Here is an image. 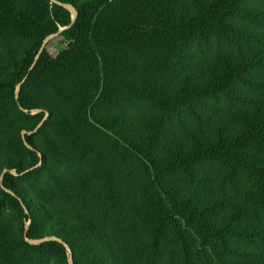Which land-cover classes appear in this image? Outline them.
<instances>
[{
  "label": "trees",
  "instance_id": "trees-1",
  "mask_svg": "<svg viewBox=\"0 0 264 264\" xmlns=\"http://www.w3.org/2000/svg\"><path fill=\"white\" fill-rule=\"evenodd\" d=\"M7 3L17 35L34 41L13 76L14 106L19 86L23 109L49 104L37 133L56 132L61 144L50 151L58 164L83 166L89 187L87 197L20 195L16 177L42 174L50 158L17 129L30 173L2 155L0 171L2 203L31 222L23 243L45 240L38 253L65 264H264V0ZM70 9L76 22L36 62L72 25ZM193 44L205 46L187 64ZM136 100L153 104L159 123L128 132L101 117ZM176 114L193 125L169 136ZM37 117L35 128L45 114ZM12 121L0 107V152ZM82 202L100 227L84 219ZM66 207L75 219L57 214Z\"/></svg>",
  "mask_w": 264,
  "mask_h": 264
},
{
  "label": "rangeland",
  "instance_id": "rangeland-1",
  "mask_svg": "<svg viewBox=\"0 0 264 264\" xmlns=\"http://www.w3.org/2000/svg\"><path fill=\"white\" fill-rule=\"evenodd\" d=\"M91 0H81L87 2ZM34 41L31 39L21 38L17 35L16 29L10 20L9 7L7 0H0V99L2 103L0 107L8 108L14 130L11 131L10 137L6 138L4 149L0 152L3 157L19 163L21 167L29 171L33 165V156L25 148L23 143H20V138L16 130L30 132L38 124L37 115H29L16 109L14 99L11 95L12 81L14 73L20 64L24 54L28 51ZM205 45L193 44L187 47L189 59H186L187 64H191L192 60L197 56V52L204 48ZM180 72L172 80L171 84L180 77ZM18 90V89H17ZM43 109L51 110L49 104H42ZM50 113V112H49ZM159 111L146 100H136L124 102L120 105L112 107H104L101 109V117L111 118L118 122L119 125L126 128L128 132H138L140 128L147 123L155 125L159 123ZM193 125L191 119L186 115H175L172 121L168 122V135H175L181 132L182 125ZM131 127V128H130ZM130 128V129H129ZM36 129V128H35ZM18 131V132H19ZM32 132V131H31ZM33 143L41 150L48 153L50 158L49 168L44 170L42 174L29 176L26 173L22 176H17V186L20 189V195L27 196L33 202L31 191L38 193L42 197H49L50 201L54 198L60 200L63 198L64 192L72 193L78 191L83 196L87 197L89 187L86 184L87 180L85 169L78 164H58L54 157V153L50 151L49 144L60 143L56 132L52 129L33 135ZM2 140H0L1 142ZM170 139L166 142L169 143ZM5 162L4 164H6ZM2 164V165H4ZM42 165V164H41ZM206 163H204V166ZM39 167V166H38ZM37 167V168H38ZM1 170V169H0ZM2 172L0 171V264H65L54 254H40L35 246L42 243L41 241L28 242L29 245L23 243L22 226L25 222L24 216L16 209L15 206L2 203L3 188L1 187ZM78 193V194H79ZM54 197V198H53ZM86 201V200H85ZM85 205V206H84ZM84 219L94 216V207L88 203H83ZM36 208V205H34ZM37 209V208H36ZM73 208H62L58 215L75 219L77 216L72 210ZM38 214V213H37ZM36 226L42 229L46 234H49L50 229L47 225L41 223V215ZM99 217V218H98ZM97 219H102L101 216H94L93 220L100 227ZM31 222L26 223V228L29 229ZM75 261H73V264ZM79 264V263H78Z\"/></svg>",
  "mask_w": 264,
  "mask_h": 264
},
{
  "label": "water",
  "instance_id": "water-1",
  "mask_svg": "<svg viewBox=\"0 0 264 264\" xmlns=\"http://www.w3.org/2000/svg\"><path fill=\"white\" fill-rule=\"evenodd\" d=\"M70 11H72V12L74 13V16H73V23H72V25L69 26V27L66 28V29H61V30H59L56 34L51 35V36H50V37L44 42V44H43V46H42V49H41V51H40L38 57L36 58V62H37L38 59L40 58L41 53H42V51L44 50V48H45V46L47 45V43H48L51 39L60 36L65 30L70 29V28L73 26V24L76 22V19H77V12H76V10H75V9H70ZM20 92H21V86H19V88H18V90H17V92H16V101H17V104H18L19 109H20L21 111H23V112L26 113V114H31V115H37V114H40V113H44V114H45L44 119L42 120V122L38 125V127H37L33 132H27V131L22 132V138H23L24 143H25V145L27 146V148L30 149V150H32V151H36L35 148H33V147H31V146L28 145V143L26 142V136H27V135H28V136H33L34 134H36V133L39 131V129H41V127L45 124V122L48 120V118L50 117V113H49V111H47V110H36V111L30 113L28 110L23 109L22 106L20 105V102H19V95H20ZM39 157L42 159V155H41L40 153H39ZM41 163H42V162H41ZM41 163H40L38 166H40ZM38 166H37V167H38ZM5 173H7V170L4 172V174H5ZM3 177H4V175H2V179H1V187H3ZM26 229H27V228H26ZM27 230H28V229H27ZM26 234H27V231H26V233H25V236H26ZM43 241H45V240H42V242H43ZM29 242H31V241H29ZM69 264H73V260H70Z\"/></svg>",
  "mask_w": 264,
  "mask_h": 264
}]
</instances>
